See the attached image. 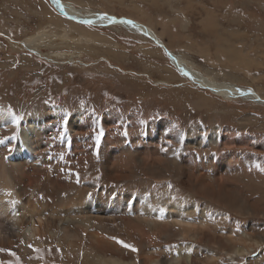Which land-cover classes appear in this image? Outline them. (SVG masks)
I'll return each mask as SVG.
<instances>
[{
    "label": "rangeland",
    "instance_id": "obj_1",
    "mask_svg": "<svg viewBox=\"0 0 264 264\" xmlns=\"http://www.w3.org/2000/svg\"><path fill=\"white\" fill-rule=\"evenodd\" d=\"M64 1L86 13L139 21L206 77L264 99V0ZM42 31L50 36L39 39L41 51L26 46V38ZM174 63L142 31L73 21L50 0H0V106H9L19 124L12 132L0 131V169L19 177L7 160L14 148L10 138L19 139L23 120L50 109L58 117L50 121L53 130L41 148L48 167L29 172L26 196L73 206L84 190L116 200L134 221L141 198L163 206L170 197V206L193 211L189 219L196 224L223 215L214 230L229 248L263 239L234 264H264V101L224 97ZM78 110L83 121L72 138L76 147H65L68 123ZM214 133L219 138L211 139ZM105 227L102 234L124 250L133 246L135 254L153 250L147 255L169 256L163 250L181 244L186 254L192 242L194 256H203L197 247L204 242L193 237H159L150 249L135 244L120 223ZM229 229L249 237L231 242ZM58 242L44 239L43 246L32 243L26 251L23 242L0 247L15 253L0 251V262L83 264L84 257L68 258ZM206 247L220 250L217 244ZM85 249L89 256L87 241L82 254Z\"/></svg>",
    "mask_w": 264,
    "mask_h": 264
},
{
    "label": "bare ground",
    "instance_id": "obj_2",
    "mask_svg": "<svg viewBox=\"0 0 264 264\" xmlns=\"http://www.w3.org/2000/svg\"><path fill=\"white\" fill-rule=\"evenodd\" d=\"M50 1L55 8L79 23L91 21V24L101 25L108 20L107 22H110V25L126 26L136 31L141 29L137 24L140 22L126 17L114 15L113 17L105 13H86L71 2L64 0H59L58 3L56 0ZM60 1L64 2L63 6L60 5ZM105 15L110 17L104 18ZM147 28L152 36L161 40L151 28ZM141 31L146 32L144 28ZM46 35L50 36L42 31L38 36L26 38L24 43L28 47H33L34 51L37 50L39 52L41 51L39 39L45 38ZM170 52L175 57H169L171 61L175 62L174 65L184 66L191 73V80L197 84L201 82L202 87L214 88L216 92L227 98H233L237 95L256 101L262 99L257 93L253 94L250 90L238 88L234 83L217 82L206 77L199 70H196L183 55L173 51ZM261 101H264V99ZM57 117L58 114L50 109L43 113L35 114L21 123L19 139L10 138L9 144H14V148L9 152L7 160L12 164L15 173L19 177H13L3 168L0 169V247L11 248L23 242L22 247L26 251L32 243H35L36 246H43L44 239L53 241V239L57 238L58 243L64 250V255L68 258L71 254L76 257L81 255L82 258H85L82 261L83 264H234L237 258L261 245L263 239H251L250 241L247 239L242 245H233L232 248H229L228 242H224L225 238L221 235L219 236L214 230L217 227V221H223V215H221V219H216L215 221L199 219L196 224L193 221L196 219H189L193 211L181 208L177 204L170 206V197L164 200V207L162 205L159 206L158 202L155 205H151L145 198H141L142 202L139 201L141 205L137 206L139 207V215L136 213L135 218L137 219L134 221L123 215L127 213V210L123 212L116 200L114 202L97 199L84 190L77 194L76 202L73 206L57 201L50 202L45 198H34L33 195L26 196L24 189H27L28 180L26 176L30 175L29 172L33 173L34 171L35 173L48 167V163L42 159L41 148L45 145L46 139L49 138L50 131L53 130L50 127V121L57 119ZM82 117L83 112L81 110L73 114L72 120L68 123L67 137L63 144L65 147H76V141L73 142L72 138L81 128ZM18 125L17 118L11 108L7 105L0 106V131L3 129L12 132ZM210 137L214 140L219 138L216 133ZM4 164H6V161H4ZM106 170L109 174L113 171L109 167ZM45 172L43 171V176H46ZM39 176L37 177L40 179ZM112 176L115 175L112 174ZM115 178L119 179V177ZM14 187H17V189H14ZM203 193L206 195V189L203 190ZM214 196L211 192V197ZM250 207L254 210H259L258 207L253 205ZM48 209H51L49 214H47ZM138 219H141L142 223ZM118 223L130 229V236L133 238V242L141 247H144V245L151 246L156 240L159 241V237L167 239L189 236L193 237V239H199V241L204 242L203 245L197 247L203 256H194V252L197 249H195L192 242L188 244L187 249H190L186 251L188 252L186 254L182 252L186 250V247L182 244L172 246L168 248L169 250L162 249L168 252L169 256H164V252V254H158L155 257L154 255H147L149 252L152 254L153 250L143 251L142 254L138 252V254H135V251L129 247L124 250L113 236L102 234V231L106 228L105 226L109 224L114 226ZM146 226L150 227L151 229H149L152 232L149 231L150 233H147L145 230ZM168 231L170 232L168 233ZM228 231L227 235L231 237L229 238L231 242H233V239L249 237L247 231L241 232V234L239 232L237 237L232 232V229ZM136 237H139L140 240L137 241ZM84 241H87L91 251L89 256L86 249L84 254H82ZM208 244H217L220 250L212 247L207 250L206 246ZM69 249L70 253L67 252ZM150 249H153V247L151 246Z\"/></svg>",
    "mask_w": 264,
    "mask_h": 264
},
{
    "label": "water",
    "instance_id": "obj_3",
    "mask_svg": "<svg viewBox=\"0 0 264 264\" xmlns=\"http://www.w3.org/2000/svg\"><path fill=\"white\" fill-rule=\"evenodd\" d=\"M50 2H51V1H50ZM51 4H52V3H51ZM63 4H64V2H63V1H60V5L63 6ZM66 13H67V12H66ZM108 17H110V16H107V18H108ZM113 17H114V16H113ZM107 21H108V20H107ZM107 21H106L105 23L101 24V25L109 26V25H110V22H107ZM111 24H112V23H111ZM137 24L146 30V33L148 34L149 38H151V39H152L157 45H159L160 47L164 48V50L166 51V53L168 54L169 57H171V58H175V57L172 55V53L167 49V47L164 45V43H162V41H161L160 39H158L157 37L152 36V35L150 34V31H149V29L147 28L146 25H144V24H142V23H137ZM112 25H113V24H112ZM176 66L178 67L179 70H181V71L185 74V76H188L189 78H191V77H190V76H191V73H190V72H189L184 66H182V65H177V64H176ZM198 84L201 85V86H203L201 82H198ZM208 89H210L211 91H215L214 88H208ZM250 92L253 93V94H256V93L253 92V91H250Z\"/></svg>",
    "mask_w": 264,
    "mask_h": 264
},
{
    "label": "snow or ice",
    "instance_id": "obj_4",
    "mask_svg": "<svg viewBox=\"0 0 264 264\" xmlns=\"http://www.w3.org/2000/svg\"><path fill=\"white\" fill-rule=\"evenodd\" d=\"M56 2L58 3L59 0H56ZM104 18H107V16L105 15ZM85 23H91V21H85ZM17 119H18V118H17ZM120 243L123 244V241H120ZM124 246H125V247H129V248H132L133 251H136V249H135L133 246H131V245H124ZM0 251H9L10 254L15 255V253H11V251H10V250H7V249H0ZM0 264H3V262H0Z\"/></svg>",
    "mask_w": 264,
    "mask_h": 264
},
{
    "label": "flooded vegetation",
    "instance_id": "obj_5",
    "mask_svg": "<svg viewBox=\"0 0 264 264\" xmlns=\"http://www.w3.org/2000/svg\"><path fill=\"white\" fill-rule=\"evenodd\" d=\"M135 21V20H134ZM137 22H139V21H137ZM141 23V22H140ZM143 24V23H142ZM145 25V24H144ZM139 26V25H138ZM147 26V25H146ZM141 27V26H140ZM147 27H149V26H147ZM150 28V27H149ZM152 29V28H151ZM142 30V27H141V29L140 30H137V31H141ZM153 30V29H152ZM136 31V30H135ZM154 31V30H153ZM142 32H144V31H142ZM155 32V31H154ZM145 34H146V32H144ZM164 43V42H163Z\"/></svg>",
    "mask_w": 264,
    "mask_h": 264
}]
</instances>
